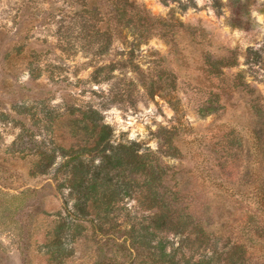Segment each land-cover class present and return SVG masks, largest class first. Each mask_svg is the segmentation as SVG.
<instances>
[{"label":"rangeland","instance_id":"374dc122","mask_svg":"<svg viewBox=\"0 0 264 264\" xmlns=\"http://www.w3.org/2000/svg\"><path fill=\"white\" fill-rule=\"evenodd\" d=\"M103 30L110 43L94 54ZM74 108L97 110L114 143L159 155L162 190L178 191L216 247L244 240L249 264H264L249 232L264 223L250 197L264 160L253 144L264 146V0H0V264H53L43 244L73 199L56 187L63 174L32 168L40 150L87 137ZM64 160L56 151L52 168ZM137 198L114 215L124 247ZM83 225L62 264L133 262Z\"/></svg>","mask_w":264,"mask_h":264},{"label":"trees","instance_id":"16d2710c","mask_svg":"<svg viewBox=\"0 0 264 264\" xmlns=\"http://www.w3.org/2000/svg\"><path fill=\"white\" fill-rule=\"evenodd\" d=\"M95 34L100 36V43L94 54H102L110 43L109 33L103 30ZM99 70H94L91 77L95 78ZM74 110V120L82 124L87 137L75 147L55 145L40 150L32 168L34 175L48 174L53 170L54 180H58V174H63L56 187L67 188L69 197L73 199L71 209L65 206V215L56 214L54 226L43 244L50 262H64L69 254L64 245L65 238L79 236L85 222L101 236L104 246L115 244V252L127 253L136 264H249L244 240L231 242L227 238L218 249L214 243L215 231L211 232L200 220H195L185 207H179L178 191L162 190L166 165L160 161L159 155L147 148L143 150L142 145L135 141L114 143L112 128L97 110ZM253 139L254 148L264 156V146L258 141L260 138L255 136ZM163 140L170 152L168 155L172 156L174 147L170 138ZM56 151H60L65 160L53 169ZM256 162L259 182L250 197L264 215V160ZM135 192L141 213L137 221L130 223L122 232L128 242L124 247L116 243L120 224L113 219H116L115 212L124 211L118 206L119 202ZM249 232H254L255 241L261 244L264 223L250 226Z\"/></svg>","mask_w":264,"mask_h":264}]
</instances>
